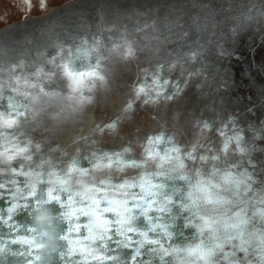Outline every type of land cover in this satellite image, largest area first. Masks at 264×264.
I'll return each instance as SVG.
<instances>
[{"label":"clouds","instance_id":"obj_1","mask_svg":"<svg viewBox=\"0 0 264 264\" xmlns=\"http://www.w3.org/2000/svg\"><path fill=\"white\" fill-rule=\"evenodd\" d=\"M14 4L0 264H264V0Z\"/></svg>","mask_w":264,"mask_h":264},{"label":"rangeland","instance_id":"obj_2","mask_svg":"<svg viewBox=\"0 0 264 264\" xmlns=\"http://www.w3.org/2000/svg\"><path fill=\"white\" fill-rule=\"evenodd\" d=\"M15 4L14 0H0V16L7 14L9 21L11 22L15 17Z\"/></svg>","mask_w":264,"mask_h":264}]
</instances>
